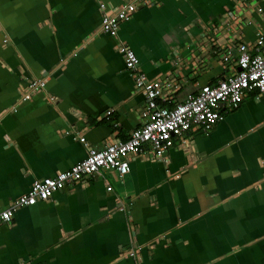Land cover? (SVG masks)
<instances>
[{"label": "crops", "instance_id": "obj_1", "mask_svg": "<svg viewBox=\"0 0 264 264\" xmlns=\"http://www.w3.org/2000/svg\"><path fill=\"white\" fill-rule=\"evenodd\" d=\"M124 1L0 0V213L36 179L82 161L81 136L104 148L141 126L144 95L120 46L150 78L179 82L183 101L235 73L224 48L264 32V0H142L104 32L100 3ZM32 80L46 89L31 92ZM256 96L210 132L192 131L189 147L161 159L147 146L125 175L102 171L18 207L0 225V264H264V94Z\"/></svg>", "mask_w": 264, "mask_h": 264}, {"label": "built area", "instance_id": "obj_2", "mask_svg": "<svg viewBox=\"0 0 264 264\" xmlns=\"http://www.w3.org/2000/svg\"><path fill=\"white\" fill-rule=\"evenodd\" d=\"M141 2L142 0H125L114 9H108L107 4L101 2L102 30L107 33L116 32L122 21L132 18ZM119 50L134 78L136 90L144 95L145 100L140 108L141 126L134 129L127 140L112 141L104 148L90 146L87 139L81 136L80 142L87 147V156L55 176L36 179L28 193L0 213V225L11 222L18 207L32 206L38 201L48 200L69 184L85 182L102 171L115 169L121 175L129 173L130 155L143 152L147 146L152 149L155 157L161 159L176 145L189 147L192 131L201 129L206 133L210 132L224 120V111L239 108L253 91L257 92L256 99L264 94V32H259L256 42L251 45L242 42L224 48L223 59L235 64V73L216 84L203 85L196 92L187 94L183 101L175 98V93L181 88L179 82L170 77L150 78L140 71V59L131 47L122 45ZM235 51L238 53L237 57H234ZM46 84L45 80H32L29 89L31 92L44 90ZM50 100L55 101V97L50 96ZM112 112L114 109L107 114ZM126 253L139 260L136 248H131Z\"/></svg>", "mask_w": 264, "mask_h": 264}]
</instances>
